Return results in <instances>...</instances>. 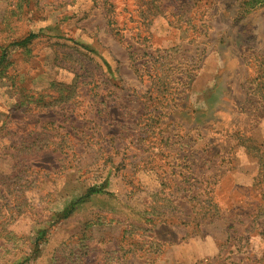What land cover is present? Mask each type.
Instances as JSON below:
<instances>
[{
  "label": "rangeland",
  "instance_id": "1",
  "mask_svg": "<svg viewBox=\"0 0 264 264\" xmlns=\"http://www.w3.org/2000/svg\"><path fill=\"white\" fill-rule=\"evenodd\" d=\"M255 1L0 0V264H264Z\"/></svg>",
  "mask_w": 264,
  "mask_h": 264
},
{
  "label": "trees",
  "instance_id": "2",
  "mask_svg": "<svg viewBox=\"0 0 264 264\" xmlns=\"http://www.w3.org/2000/svg\"><path fill=\"white\" fill-rule=\"evenodd\" d=\"M259 2H260V3H264V0H256V1L254 2V4H255V3H259ZM34 37H35V34H29V35H27L26 37H24L23 39H21V40H19L18 42H16V45L25 46V45H27L28 42H29L32 38H34ZM94 192H96V189H95V188H89V189L87 190V192L85 193V195L82 196L81 198H79L76 202H77V203L83 202L87 197H89V196H90L92 193H94ZM76 202H75V203H76ZM70 211H71V208L65 210V214L70 213Z\"/></svg>",
  "mask_w": 264,
  "mask_h": 264
}]
</instances>
